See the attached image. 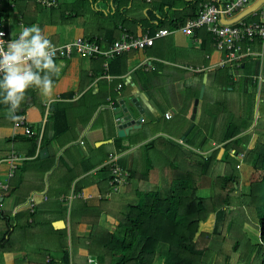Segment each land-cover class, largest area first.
<instances>
[{"label": "crops", "instance_id": "crops-1", "mask_svg": "<svg viewBox=\"0 0 264 264\" xmlns=\"http://www.w3.org/2000/svg\"><path fill=\"white\" fill-rule=\"evenodd\" d=\"M58 1V8L48 9L38 4L37 0H0V12L9 35L17 36L22 27L35 25L56 46L70 44L80 37L110 45L120 40L125 32L131 31L134 36L145 35L143 29L136 27L133 21H145L149 7L144 11L129 13L127 9H116L117 2L113 1ZM194 1L147 0L146 5L154 6L158 18H172L173 24L177 25L189 16L190 4ZM263 1L250 0L246 9L237 17ZM206 4L209 3L203 2L195 14ZM263 7L264 5L241 20L257 23L254 19L260 18L258 15ZM182 28L184 26L179 30L167 28L171 32L169 36L157 40L153 47L145 51L128 53L122 60L115 61L110 65L109 75L106 76L101 74L105 66L102 68L99 61H92L88 57L77 55L70 60H56L59 73L55 77L52 103L46 102L38 91L27 92L26 102L19 113L28 118L34 135L39 134L38 152L34 158L27 160V165L21 163L19 175L16 174L12 181L11 191L2 200V209L4 214L12 217L33 214L37 216V221L30 229L26 225L32 219L20 221V231L12 237L11 249L14 252L0 254V264H18L23 260L26 264H48L50 261L61 264L65 255V243L59 241L61 236L57 232H67L69 253L72 256V213L80 212L84 207L100 208L103 214L99 226L114 233L118 222L107 215L109 204L104 200L105 197L111 200L113 196L119 195L113 192L110 185L111 173L108 166L111 156L118 158L117 164L124 163L123 171L130 174L133 170L142 168L141 164L144 165L146 160L145 146L153 143L149 152L154 161L153 170L149 172L153 182L155 173H163L162 167L158 166L157 157L167 151L173 156L180 152L179 149L172 148L171 143L178 146L184 144L185 150L191 149L206 158L210 157L215 150L211 149V145L216 146L211 140L212 133L222 118L218 117L214 108H208L204 113L203 101L200 100L196 121L191 120L195 102L199 99L197 90L202 89L204 76L207 75L205 93L210 90L211 99L215 103L219 102L225 94L221 90L233 91L239 78L256 75L254 71L258 59L248 58L240 67H221L226 55L216 49L209 32L201 29L195 31L194 35L187 36ZM252 47L256 53H261L259 42ZM124 69L126 72L120 74ZM220 69H229L235 83L226 79V83L219 84L216 76ZM236 72L238 79L235 78ZM94 73L98 77L91 83ZM220 73L225 74L223 70ZM101 82L108 83L107 91L103 93L100 89L103 86ZM111 86L113 93H116L115 100L109 96L105 98L110 93ZM88 93L93 97L101 95L102 101L106 103L95 106L96 102L90 100ZM121 103L126 105L137 121H145L141 123V129L131 130L125 138L118 135V120L124 116ZM60 106L68 111L70 130L46 146L43 139L51 140L54 135L52 124L49 130L46 129L48 118ZM204 114L210 122L211 135L206 148L199 152L198 148L205 135L197 139L193 148L187 145L190 138H186V143L183 139L191 124L195 128ZM166 115H171V119H166ZM17 137L29 138L14 128L13 120L7 115V108H0V178H4L8 171L5 160L12 152L26 157L20 151L28 153L32 148V145L22 140L16 145L5 144V141H13ZM121 145L130 149L120 154L118 147ZM44 149H48L49 156L42 158L40 152ZM157 178L161 180V174H157ZM13 189L17 190L11 193ZM126 191L127 186L120 196ZM18 209L20 211L15 215ZM213 216L214 230L216 216ZM76 218L82 220L85 216L78 215ZM58 222H63L65 227L57 226ZM203 224L205 223L201 225ZM91 229L89 224L82 222L75 231L77 237L87 242L86 245H89ZM5 231V221L0 219V235ZM78 255L95 263L87 248L81 247Z\"/></svg>", "mask_w": 264, "mask_h": 264}, {"label": "trees", "instance_id": "trees-1", "mask_svg": "<svg viewBox=\"0 0 264 264\" xmlns=\"http://www.w3.org/2000/svg\"><path fill=\"white\" fill-rule=\"evenodd\" d=\"M107 1L117 2L116 9L118 8L119 11L127 9L129 13L144 11L146 7H149L146 11L147 19L141 22L133 21V23L150 36L160 30H167V28L179 30L181 27H185L189 21L198 17L199 13L195 14V12L203 2L217 3L212 0H195L190 4L189 16L174 25L172 18H158L154 6L146 5L147 0ZM254 22L264 24V20L259 17L254 19ZM130 32L129 34L134 36ZM99 42L101 43V41ZM112 44L101 43L106 47ZM127 54L111 60L109 69L104 67L101 74L109 75L110 65L112 66L115 61L122 60ZM90 59L99 61L102 68L107 62L105 57ZM261 64L264 68V58ZM222 70L225 73L222 75L227 77L228 82L235 83L229 69L218 71L217 82L221 79L220 72ZM125 72L124 69L120 74ZM94 76L93 79H90L91 83L98 77L95 73ZM100 84L103 85L100 87L101 92L107 91L108 83L101 82ZM112 90L111 86L110 93L106 94L105 98L109 96L115 100L116 93H113ZM88 94L90 100L96 102L95 106L104 102L101 95L93 97L91 93ZM117 106L119 107V105ZM0 108H6V106L0 105ZM67 112V109L60 106L48 118L46 129L49 130L52 124L54 135L51 140L43 139L46 146L50 145L52 141H57L70 130ZM242 130L241 121L234 118L233 115V119L223 132L221 139V143H224L223 148L213 151L209 158L191 149L185 150L184 144L183 146L181 144V147L171 143V147L179 149L180 152L173 156L170 154L171 152L167 151L157 157L158 166L162 167L163 173H155L154 182L151 181V173H149L154 166V161L149 154L150 147L154 144L145 146V163L140 170H133V173L129 174L125 199L123 197L121 200H117L114 198L115 196L111 200L104 198L105 202L109 204L107 215L118 222L115 232L110 233L99 226L103 214L100 208L84 207L80 212L72 213V256L69 253L67 232H57L61 236L59 241L65 243L63 247L65 255L61 264H155L157 256L164 254L165 251L164 264H203L202 262H205L210 253L206 245H198L203 241L204 244L211 243L220 247L222 264H264V141L258 144L254 151L250 175H242L238 171L239 161L237 160L239 155L245 153L243 139L239 137ZM194 133L195 135L191 139ZM203 135L205 138L198 148L199 152H203L209 143L211 125L208 121L193 129L187 137L190 138L187 145L193 148L197 139ZM262 136L264 138V134ZM214 138L212 135L211 140L214 141ZM38 139L39 134H36L32 138L17 137L13 141H5V144L14 143L16 145L18 141L22 140L32 145L30 152L20 151L21 155L26 156H23L25 166L28 164L27 160L37 155ZM118 141H122V139H118ZM129 149L130 147L123 145L118 147L120 154ZM221 164L228 167L229 173H224L212 181L210 197L200 196L199 187L203 179L213 176ZM118 165L122 169L125 167L122 162ZM108 168L111 173V166ZM19 172L20 169L17 175ZM157 174H161V180L157 178ZM16 190L13 189L11 193ZM211 214L216 216L213 233L202 235L197 243L195 239L200 226L209 219ZM78 215L85 216V218L79 220L76 218ZM0 219L5 221L6 227V231L0 235V254H4L14 252L11 249L12 237L14 233L20 231V221L32 219V222L26 225L30 229L35 225L37 216L19 214L12 217L3 214ZM82 222L89 224L92 228L91 234L88 236L89 241L87 240L89 245H86L87 242L77 237L75 233L76 228ZM245 225H251L258 231V242L255 243L250 234L246 232ZM211 226L212 222L203 224L202 230L211 231ZM81 247L87 248L89 255L96 261L95 263H91L89 258L78 255V250ZM183 254L188 256H183ZM18 264H26V262L23 260ZM48 264L55 263L50 261Z\"/></svg>", "mask_w": 264, "mask_h": 264}, {"label": "built area", "instance_id": "built-area-1", "mask_svg": "<svg viewBox=\"0 0 264 264\" xmlns=\"http://www.w3.org/2000/svg\"><path fill=\"white\" fill-rule=\"evenodd\" d=\"M37 2L42 7L48 9H54L60 6L58 0H37ZM249 2L250 0H229L226 2L203 5L198 17L189 21L187 25L182 28V32L187 36H192L195 34V31L206 29L212 36L216 49L226 55V59L221 64V67H225L226 65H236L237 67H240L244 60L248 58L261 57V61H263L264 24L261 22L247 23L244 20H240L231 25L223 23L224 20L235 19L246 9ZM259 16L261 20H264V8ZM4 22L5 21L0 12V33H3V36L0 37V39L9 42L12 37L5 28ZM170 34L171 32L169 30H160L153 36H150L149 34L133 36L128 32H125L120 40L115 41L109 47L101 45L97 40L80 37L70 44L56 46L58 49L56 60H70L77 55L88 58L105 57L107 61L105 68L108 69L109 61L116 57L126 53L145 51L146 49L153 47L157 40L167 37ZM256 42H259L261 45V53L259 54L256 53L252 47ZM0 47H3V45H0ZM252 80L255 84L257 83L258 86H261L264 83V72L262 71L260 74L253 76ZM17 115L19 118L13 121L14 128L20 131L24 136L32 138L34 132L30 121L25 115L19 112ZM171 117V115H166V119L168 120L171 119ZM144 122V119H142V123ZM237 159L242 162L244 159L243 154L239 155ZM24 161L25 158L21 157L16 152H12L5 160L8 171L4 178H0V216L4 214L2 200L5 195L11 191L12 181L15 178L21 163ZM117 161V157H110V185L113 192L120 194L128 184L127 179L129 173L124 172L123 169L118 166ZM31 208H33V205ZM19 211L20 209L15 212V215H17Z\"/></svg>", "mask_w": 264, "mask_h": 264}, {"label": "rangeland", "instance_id": "rangeland-1", "mask_svg": "<svg viewBox=\"0 0 264 264\" xmlns=\"http://www.w3.org/2000/svg\"><path fill=\"white\" fill-rule=\"evenodd\" d=\"M250 20V19H249ZM255 59V58H254ZM258 59V64L255 67V74L258 75V73L263 71V66L261 64V57L256 58ZM259 65V66H258ZM248 72V71H246ZM264 72V71H263ZM249 74V73H248ZM247 74V75H248ZM239 75L238 72L235 73V78L238 79ZM226 76H221L220 81H218L219 84L226 83ZM204 82V79H203ZM201 91L197 90L196 95L201 96ZM208 91V93H207ZM205 93V97L201 100L203 101V112L205 113L206 110L214 108L218 112V117H221V122L218 124V126L213 131L212 135L214 138V143L216 146L211 145V149H222L224 146V143H221V139L223 137V132L225 131V128L227 127V124L234 118H237L241 121V124L243 125L242 134L239 137H242L243 139V146L245 148V153L243 154V161L241 162L239 159V166L238 171L242 173V175H247L251 173L252 171V164L251 160L253 159L254 151L258 144L263 143L264 138V84L261 86H256L255 83L252 81L251 78L245 77V78H239V81L234 85L233 91H222L224 94L223 97H221L220 101L215 103L216 101L212 100L209 96L210 90H207ZM216 104V105H215ZM212 119V117H211ZM207 121V117L205 114L201 118V122L197 125L200 126L202 123ZM193 125L191 124L190 128ZM189 128V129H190ZM188 129V131H189ZM187 131V132H188ZM195 133L192 137H194ZM214 150V151H215ZM143 166V163L141 164ZM229 169L226 165H220L214 172L213 176L203 179L200 187H199V195L205 198L210 197L211 193V186L212 181L223 175L224 173H229ZM120 194L115 195V199L121 200L124 196ZM125 199V197H124ZM7 203V202H6ZM212 222L211 231H203L202 225L200 226L199 233L196 236L195 241L198 243L200 237L202 235L206 234H212L213 233V224H214V216L213 214L210 215L209 219L205 222V224ZM248 227L245 228L246 232H248L253 239V241L256 243L259 239L258 231L255 230L251 225H247ZM206 245L207 248H209L210 253L205 262H202L203 264H222L221 262V249L219 246L213 245L211 243H205L200 242L198 244ZM211 254H213L211 256ZM165 255L164 254L157 256L155 260V264H164L165 262ZM183 256H188L187 254H183ZM211 256V257H210ZM96 262V261H94Z\"/></svg>", "mask_w": 264, "mask_h": 264}, {"label": "clouds", "instance_id": "clouds-1", "mask_svg": "<svg viewBox=\"0 0 264 264\" xmlns=\"http://www.w3.org/2000/svg\"><path fill=\"white\" fill-rule=\"evenodd\" d=\"M0 45V105L6 106L8 117L13 121L19 118L17 113L29 91H38L46 102H54L58 49L43 30L24 26L9 42L0 39Z\"/></svg>", "mask_w": 264, "mask_h": 264}, {"label": "water", "instance_id": "water-1", "mask_svg": "<svg viewBox=\"0 0 264 264\" xmlns=\"http://www.w3.org/2000/svg\"><path fill=\"white\" fill-rule=\"evenodd\" d=\"M262 5H264V1L261 2L260 4H258L256 7H254L253 9H251L249 12L245 13L244 15H241L235 19H232V20H224L223 23L227 24V25H231V24H234L238 21H240L241 19H243L246 15L254 12L256 9H258L259 7H261ZM207 81H208V76L205 75L204 76V84L202 86V91H201V96H200V99L196 100L195 102V107H194V110H193V115H192V118L191 120L193 122L196 121V118H197V113H198V107H199V103H200V100H202L204 98V95H205V90H206V84H207ZM122 105V110H123V114L124 116L118 120V135L119 137L121 138H125L127 136V134H129L131 132V130H137V129H141V123H142V120H136L134 115L131 114L126 105L124 103H121ZM138 109V105L136 106ZM195 126V125H194ZM194 126H192V128L188 131V133L186 134V137L183 139L185 141V143L187 142V136H189V134L191 133V131L194 129ZM101 144H104V143H101ZM40 156L42 158H44L45 156L48 157L49 156V152H48V149H44L40 152ZM57 226H60L62 228L65 227L64 223L63 222H58L56 223Z\"/></svg>", "mask_w": 264, "mask_h": 264}]
</instances>
